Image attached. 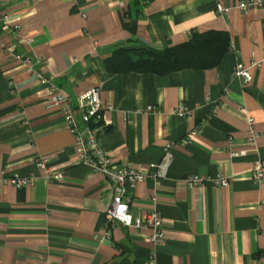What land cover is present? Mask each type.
Returning <instances> with one entry per match:
<instances>
[{"label":"crops","instance_id":"0c3cea01","mask_svg":"<svg viewBox=\"0 0 264 264\" xmlns=\"http://www.w3.org/2000/svg\"><path fill=\"white\" fill-rule=\"evenodd\" d=\"M237 1L0 0V14L19 25L13 31L0 20V264H147L150 256L154 264H264V184L250 177L264 163V7L244 13ZM209 30L229 40L216 67L166 75L105 68L118 48L163 50ZM237 64L250 82L233 77ZM39 76L75 108L100 88L111 109L93 123L114 163L148 171L172 145L166 175L128 189L134 218L160 213L162 243L148 240V227L105 225L107 181L77 162L61 108ZM179 105L189 113L176 114ZM241 107L254 119L252 147ZM241 150L245 156H230ZM38 156L62 180H49ZM195 174H222L228 186L188 187ZM14 176L33 184L5 182Z\"/></svg>","mask_w":264,"mask_h":264},{"label":"built area","instance_id":"2783aa9c","mask_svg":"<svg viewBox=\"0 0 264 264\" xmlns=\"http://www.w3.org/2000/svg\"><path fill=\"white\" fill-rule=\"evenodd\" d=\"M264 7V0H238L235 8L246 13L253 8ZM216 10L220 15L226 14L227 9L220 4L216 5ZM0 20L3 25H11L13 31L19 30V25L12 24L10 16L6 13L0 14ZM233 48V47H231ZM17 59L27 64V60L17 55ZM233 77L240 78L244 83L252 80L249 69L242 64H237L232 73ZM42 84L47 86V91L51 97V105H58L61 108L67 127L74 139L75 158L81 165L88 167L93 173L102 176L107 181L106 190L110 195L111 202L106 212V226L119 224L134 231L148 227L151 229V234L148 240L153 245H159L164 241L163 221L160 213L154 208L147 212L145 216L134 218L129 211L130 198L128 189H134L136 184L146 178L157 179L166 175L169 165L172 160L171 148L172 145L167 143L163 148V154L160 161L156 164H150L148 171L140 168H131L123 164L114 163L109 155L100 147L98 143L99 129L94 126V121H98L103 112H108L111 107L106 109L100 103V88L93 86L78 98L77 107H73L67 95L59 88L55 87L49 79L39 76ZM148 112H153V107L146 109ZM175 113L180 116H185L189 110L184 105H179L175 109ZM239 113L244 117L249 130L246 138L248 146H255L257 133L253 130L252 124L254 119L248 114L245 107L239 109ZM196 131L190 133L194 136ZM245 150L231 151V157H243L246 155ZM34 163L38 169L46 170L47 178L53 181L62 180L61 173H53L47 170V159L38 156L34 159ZM252 181L257 185L264 184V163L257 162L250 171ZM6 183L12 184L14 187L31 186L33 177L21 178L14 176L11 179H6ZM206 184H211L214 187H227V178L222 174L215 176L191 175L187 179V185L191 188H202ZM153 202L155 197L151 198ZM147 264H154V258L150 256Z\"/></svg>","mask_w":264,"mask_h":264},{"label":"trees","instance_id":"16d2710c","mask_svg":"<svg viewBox=\"0 0 264 264\" xmlns=\"http://www.w3.org/2000/svg\"><path fill=\"white\" fill-rule=\"evenodd\" d=\"M225 31L194 33L187 41L155 49H116L105 61L110 73L166 75L181 70H203L218 66L228 49Z\"/></svg>","mask_w":264,"mask_h":264}]
</instances>
